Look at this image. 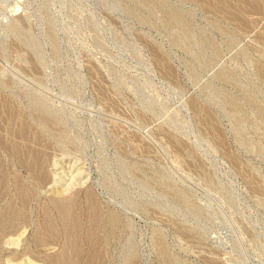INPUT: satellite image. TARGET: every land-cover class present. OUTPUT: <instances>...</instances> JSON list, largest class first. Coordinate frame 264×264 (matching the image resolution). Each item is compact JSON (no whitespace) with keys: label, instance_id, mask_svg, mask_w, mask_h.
Masks as SVG:
<instances>
[{"label":"rangeland","instance_id":"obj_1","mask_svg":"<svg viewBox=\"0 0 264 264\" xmlns=\"http://www.w3.org/2000/svg\"><path fill=\"white\" fill-rule=\"evenodd\" d=\"M0 125V264H264V0H0Z\"/></svg>","mask_w":264,"mask_h":264},{"label":"bare ground","instance_id":"obj_2","mask_svg":"<svg viewBox=\"0 0 264 264\" xmlns=\"http://www.w3.org/2000/svg\"><path fill=\"white\" fill-rule=\"evenodd\" d=\"M15 10V9H14ZM17 10V9H16ZM15 10V11H16ZM44 121V120H43ZM48 121V120H47ZM46 125V124H45ZM1 126V125H0ZM8 130V129H7ZM24 136V135H23ZM25 138V137H24ZM2 141V140H1ZM20 145V144H19ZM19 149V148H18ZM20 150V149H19ZM18 150V151H19ZM35 152V151H34ZM19 154V153H18ZM39 154V153H38ZM26 157V156H25ZM36 158V157H35ZM21 159H24V158H21ZM25 160V159H24ZM21 162H22V160H20ZM24 163H26L25 161H24ZM26 164H28V169L27 170H30V171H33V175L36 177L37 176V178H39V180L41 179V181H42V179L45 177L46 178V176H44V174L41 172V171H37V169L35 168V166H34V161L33 162H31V163H26ZM25 164V165H26ZM73 174V173H72ZM34 178V177H33ZM36 178V179H37ZM74 178L75 177H73L72 178V180H71V182H69L66 186H65V189H62V193L64 192V190H66V189H69L70 187H72V186H74L75 185V183L73 182L74 181ZM46 180V179H45ZM18 185V184H17ZM64 186V185H63ZM19 190V189H18ZM19 192V191H18ZM29 193V192H28ZM61 196H63V195H61ZM66 196V195H65ZM56 202V201H55ZM28 205V204H27ZM9 214V213H8ZM39 231V230H38ZM40 233V232H39ZM55 259V258H54ZM54 262V261H53Z\"/></svg>","mask_w":264,"mask_h":264}]
</instances>
